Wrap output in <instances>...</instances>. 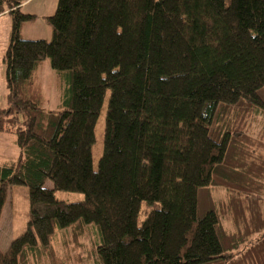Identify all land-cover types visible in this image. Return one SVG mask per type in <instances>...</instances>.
Segmentation results:
<instances>
[{"label": "trees", "instance_id": "obj_1", "mask_svg": "<svg viewBox=\"0 0 264 264\" xmlns=\"http://www.w3.org/2000/svg\"><path fill=\"white\" fill-rule=\"evenodd\" d=\"M27 1L0 0V134L19 150L0 166V216L11 187L28 191L0 264H80L91 234L101 264H264V0H58L49 41L22 38L38 19ZM45 60L56 110L36 77Z\"/></svg>", "mask_w": 264, "mask_h": 264}, {"label": "rangeland", "instance_id": "obj_2", "mask_svg": "<svg viewBox=\"0 0 264 264\" xmlns=\"http://www.w3.org/2000/svg\"><path fill=\"white\" fill-rule=\"evenodd\" d=\"M58 0H28L21 7L23 13L34 14L38 18L34 23L24 25L21 36L25 40H46L51 37L50 27L42 20V17L51 16L56 10ZM11 28V21L7 15L0 16V108L5 109L6 104V86L4 81V65L1 61L2 54L8 44V35ZM55 73L51 70L48 60H45L36 71V77L42 84V91L48 100L46 108L56 110L59 104V92L55 82ZM109 91H106L103 104L101 106L100 116L95 126V143L92 146V163L96 170L98 161L102 155V140L104 120L106 115V104L109 98ZM19 150L15 144V136L11 134H0V166L9 164L17 160ZM45 188L52 189V183L46 181ZM223 190L215 191L213 201H219L223 198ZM57 200L67 204H75L83 201V196L79 193L54 192ZM145 204L141 205V210L137 218L138 225L144 220L146 215ZM157 205L152 207L156 209ZM28 212V191L24 186H13L8 190L7 200L0 216V250L7 249L10 242L25 232ZM223 228H227V221H222ZM241 227V226H240ZM67 233V232H66ZM59 234H65L64 231ZM84 241V240H83ZM56 250L61 249V245L53 242ZM96 240L93 234L86 236L84 257L86 260L80 261V264H101L100 259L94 253Z\"/></svg>", "mask_w": 264, "mask_h": 264}]
</instances>
